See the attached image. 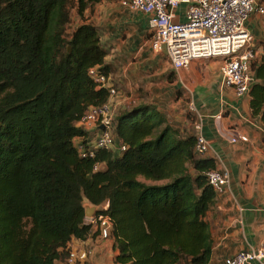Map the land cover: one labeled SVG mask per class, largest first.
I'll return each instance as SVG.
<instances>
[{
  "label": "trees",
  "instance_id": "obj_1",
  "mask_svg": "<svg viewBox=\"0 0 264 264\" xmlns=\"http://www.w3.org/2000/svg\"><path fill=\"white\" fill-rule=\"evenodd\" d=\"M100 2L0 0V264L67 263L71 241L91 235L84 201L104 206L92 220L110 219L115 264H209L215 193L205 173L216 165L195 154L193 131L137 103L113 118L114 148L87 145L79 122L110 98L88 75L108 76L85 18ZM251 72L248 107L264 126V56Z\"/></svg>",
  "mask_w": 264,
  "mask_h": 264
},
{
  "label": "crops",
  "instance_id": "obj_2",
  "mask_svg": "<svg viewBox=\"0 0 264 264\" xmlns=\"http://www.w3.org/2000/svg\"><path fill=\"white\" fill-rule=\"evenodd\" d=\"M121 2L101 0L85 14L98 27L100 43L106 50L104 65L117 92L108 102L113 117L139 101L140 87L150 94H160L151 95L152 105L171 100L177 110V92H181L187 103L175 114H165L167 121L191 133L195 121L201 118L210 149L199 157L214 159L218 155L230 172L229 188L215 196L206 217L213 241L209 264H223L241 251L264 252V126L251 117L249 96L236 98L233 89L222 86L218 60H194L174 70L163 52L151 50L147 17L123 7ZM256 2L264 7V0ZM184 10L183 5L175 10L176 22L184 21ZM246 27L252 35L254 58L260 59L264 56V14L253 13ZM147 77L155 78L156 83L151 86ZM190 105L193 111H189ZM238 137L246 141L231 142ZM86 222L91 224V235L83 241L73 239L70 250L90 252L83 264H115L112 238L103 240L92 218Z\"/></svg>",
  "mask_w": 264,
  "mask_h": 264
},
{
  "label": "built area",
  "instance_id": "obj_3",
  "mask_svg": "<svg viewBox=\"0 0 264 264\" xmlns=\"http://www.w3.org/2000/svg\"><path fill=\"white\" fill-rule=\"evenodd\" d=\"M121 5L147 17L151 50L154 53L163 52L174 70L185 68L194 60H218L222 86L233 89L236 98L249 94L254 83L251 61L255 55L251 46L252 35L246 24L253 13L264 14V7L258 5L256 0H122ZM181 5L185 7L184 21L176 22L175 10ZM88 75L99 87L108 89L110 98L116 95L109 77L98 67L91 68ZM108 102L90 107L79 122L80 127L91 135L87 144L91 150L116 146L112 134L114 117ZM193 110V105H190L189 111ZM193 132L194 152L197 156H203L210 146L203 135L201 118L195 121ZM237 140L246 141L238 137L231 139V142ZM78 149L82 157L93 156V152H88L80 143ZM117 149L123 152L125 146L118 144ZM214 162L216 167L206 172L205 176L215 196H218L229 188L230 172L218 155H215ZM93 222L99 236L103 240L110 239V219L100 216ZM87 257V251L70 250L67 264H83ZM253 263L264 264L262 250L241 251L223 262Z\"/></svg>",
  "mask_w": 264,
  "mask_h": 264
},
{
  "label": "rangeland",
  "instance_id": "obj_4",
  "mask_svg": "<svg viewBox=\"0 0 264 264\" xmlns=\"http://www.w3.org/2000/svg\"><path fill=\"white\" fill-rule=\"evenodd\" d=\"M76 22H77V18H76V13H75V9L73 8L72 9V11H71V22H70V24H69V26H68V28H67V31L68 32H71L72 31V29L74 28V26H75V24H76ZM148 78H150V77H147V79H146V82L148 83V84H152L151 86H153V84H155L156 83V81H155V78L154 79H148ZM149 80V81H148ZM143 84H145V83H143ZM115 92H116V90H115ZM117 93V92H116ZM154 94H156V95H160L158 92H156V91H153V92H151V94L148 92V91H145V88H142V87H140L139 88V91H138V96H139V101L137 102V103H144V104H150V105H152L151 104V102L152 101H154V100H152V97H151V95H154ZM162 94V93H161ZM177 95H178V97H180L178 100H179V104H180V106H178V110H177V107H176V104H175V102L174 103H172V101L170 100V101H168V102H165L164 104H154L155 105V107H157V109H159L160 111H162L164 114H166V115H168V114H175V112L176 111H180L181 109H184L183 108V106H185V104L187 103V99L183 96V95H181V92H177ZM136 103V104H137ZM157 103V102H156ZM182 103V104H181ZM182 106V107H181ZM186 112H188V111H186ZM188 114V113H187ZM173 121H171V122H169L170 124H172V125H176L175 123H172ZM176 127V126H175ZM142 180V179H141ZM84 205H86L87 207H89V208H92L93 206H91V205H89L88 203H86V202H84ZM95 208H96V210H95V212L96 211H98V210H101L104 206H99V207H97V206H94ZM94 212V213H95ZM94 214H92V216H93Z\"/></svg>",
  "mask_w": 264,
  "mask_h": 264
},
{
  "label": "water",
  "instance_id": "obj_5",
  "mask_svg": "<svg viewBox=\"0 0 264 264\" xmlns=\"http://www.w3.org/2000/svg\"><path fill=\"white\" fill-rule=\"evenodd\" d=\"M84 202L88 203L87 201H84ZM84 202H83V207H84L85 218L90 219V218H92V214H94L96 208L93 205L88 203L89 205L93 206L92 208H89L86 205H84Z\"/></svg>",
  "mask_w": 264,
  "mask_h": 264
}]
</instances>
